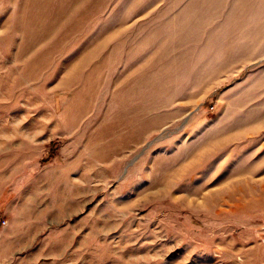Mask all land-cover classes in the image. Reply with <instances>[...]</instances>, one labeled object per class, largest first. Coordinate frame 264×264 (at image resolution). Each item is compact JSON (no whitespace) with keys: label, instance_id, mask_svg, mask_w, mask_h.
I'll use <instances>...</instances> for the list:
<instances>
[{"label":"rangeland","instance_id":"1","mask_svg":"<svg viewBox=\"0 0 264 264\" xmlns=\"http://www.w3.org/2000/svg\"><path fill=\"white\" fill-rule=\"evenodd\" d=\"M0 264H264V0H0Z\"/></svg>","mask_w":264,"mask_h":264},{"label":"built area","instance_id":"2","mask_svg":"<svg viewBox=\"0 0 264 264\" xmlns=\"http://www.w3.org/2000/svg\"><path fill=\"white\" fill-rule=\"evenodd\" d=\"M6 224V220H2V225H5Z\"/></svg>","mask_w":264,"mask_h":264},{"label":"trees","instance_id":"3","mask_svg":"<svg viewBox=\"0 0 264 264\" xmlns=\"http://www.w3.org/2000/svg\"><path fill=\"white\" fill-rule=\"evenodd\" d=\"M52 155H50L49 157H51Z\"/></svg>","mask_w":264,"mask_h":264}]
</instances>
